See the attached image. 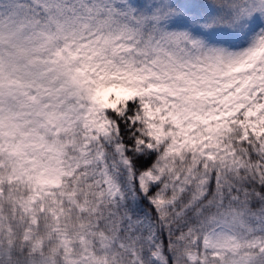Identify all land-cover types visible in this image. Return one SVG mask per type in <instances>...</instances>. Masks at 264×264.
<instances>
[{"label":"snow or ice","instance_id":"6c2138e0","mask_svg":"<svg viewBox=\"0 0 264 264\" xmlns=\"http://www.w3.org/2000/svg\"><path fill=\"white\" fill-rule=\"evenodd\" d=\"M0 264H264V0H0Z\"/></svg>","mask_w":264,"mask_h":264}]
</instances>
